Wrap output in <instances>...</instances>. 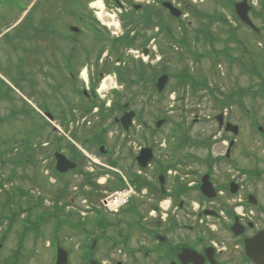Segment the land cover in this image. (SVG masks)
<instances>
[{
    "label": "rangeland",
    "instance_id": "1",
    "mask_svg": "<svg viewBox=\"0 0 264 264\" xmlns=\"http://www.w3.org/2000/svg\"><path fill=\"white\" fill-rule=\"evenodd\" d=\"M185 3L191 4L190 7H192L191 11L194 12L193 14H189V12L184 13L176 20L166 15L163 16V21L160 19L161 24L165 25L164 28L170 30L173 38H176L177 41L184 40L187 43L185 48H180L175 45L173 47V44H170V40L160 35L157 36L155 40L153 39V42L150 44L152 49L145 57V61L142 60L139 43L143 41L144 35L147 36L151 34L154 29L153 27L144 32L141 40L135 39L133 41L135 46L132 49L125 51L119 49L120 46L114 45L111 50L113 52L109 54L108 60L105 61L103 66L101 65L104 59L103 55L95 66L94 56L91 54L89 56L76 55L73 59V63L71 65L69 64L66 68L65 73L58 71L56 68H49V73L53 78L51 81L52 89L49 90H52L54 100L52 101L49 99V101L52 105V117L54 118L55 116L54 120L49 122L50 124L43 123L40 115L31 110L30 116H17L16 114L13 115L14 117H11L8 115L10 110L12 111L19 107L18 98L25 96L27 100L24 102L30 107L39 104L40 99L34 96L36 85L30 83L29 79L37 77V71H35V69L37 65H40L41 58L44 56L38 54L37 56L24 57L25 61L23 62L26 66L17 68L16 70L6 68L8 71H3L4 68L1 66L4 65L0 64V79L4 82L2 83L5 87L7 86L8 89L11 88V93L17 95L14 101H0V118H3L0 120V141L5 138H13V134L20 130V136L16 138H27L33 141L31 144H35L36 147L31 148V152H33L37 159L34 168L27 166L23 170L21 168L15 169L14 171L17 173L16 176L11 174V167H0V204L3 203L7 208H9L10 204H15L19 196H17L14 191L17 192L16 187H20L27 193L26 196L24 195L18 200L20 204H25V202H21V199L31 201L28 199L30 196L33 197V201L34 198L38 196L42 197V204H38L35 209L34 206L36 203L34 202L35 204H33V202H31L30 205L32 207L29 208L28 211L31 212L29 218L32 221L38 222L39 225L46 223V227H48L46 232L51 230L54 224V219L52 217H50L49 221L44 220L47 217L46 215H49L50 212L58 214L61 219L68 218L75 224L82 223L88 227L95 224L94 218L96 217L94 215L80 213V211L83 210V205H85L83 190L86 188L82 186V177L80 173H78L77 170H71L63 176L56 177L51 172V167L54 165L51 159V153L55 148V144L52 141L54 136H56L63 138L61 147L58 150L70 158L73 153L65 147V143L70 141L71 145H73L83 157L84 165L79 169L80 172L82 173V171H85L89 173L93 181L102 183L101 185L98 184L100 186V188L98 187L97 189V192L100 190L97 193L99 198H102L106 203L107 197L111 193L116 192V190H118L117 188L124 185V181L122 182V180H119V176H121L136 190L135 194H131L129 206L137 208L149 221L153 220L154 217L159 219L158 215L160 210L158 208L154 216L149 214V205L153 200H151L152 198L147 193H141V191L137 189L134 181L136 178L140 181L147 179L146 181L156 183L158 170L155 164H152L145 171L138 168L134 161V155L137 154L139 148L146 146L151 147L154 152V158L167 163L176 161L177 159L187 161L188 157L191 155L202 158L208 155L217 159L221 157L213 168L212 180L214 183H222L223 181H227L231 175H233L234 171L237 170L234 169L233 171L222 157L226 153L229 141L234 140V145L231 148L228 160L233 161L237 167L244 169L248 176L255 174L254 171L257 172L254 177L251 175V178L243 175V181L245 183L244 191H250L254 194L258 203L264 207V171H262L264 170V137L261 134L262 132L264 135V83H261V76L264 78V30L260 31V34H255L249 27L239 25L231 10L221 6L220 3H217L215 0H180V9L183 10ZM248 3H251L253 6L248 12L249 18L257 28H261L264 25V0H248ZM102 7L105 10L106 6L103 5ZM107 10H112L116 14L118 13L112 8ZM195 11L223 18L213 21L208 25V19L197 17ZM23 15L24 12L22 13V16ZM137 19L138 22H141L140 26L142 27L144 22L142 23V19L140 18ZM230 25L234 27L232 32L229 29ZM124 26L123 24H119L115 26V28H124ZM206 33L209 35L208 40L204 39ZM195 34L198 35L199 39H195ZM92 42L93 40L90 41L86 39L85 44L91 46L89 43L92 44ZM188 46L192 52L198 55L196 58L193 57L192 52L188 51ZM105 48H108L106 43L104 44L103 50H105ZM213 49L215 51H220L221 54L213 56ZM117 55H120L119 58H121L120 61L122 63L124 62L127 66L131 64L132 68H135L136 63L143 64L144 75H149L150 77L152 73H155L156 76H153L155 80L162 74L169 75L168 82L163 91V98L157 100V96L152 95L150 90H147V88H149L148 83L146 86L141 83L126 87L124 84L118 82L114 75V64L112 60ZM4 56L7 57L6 60H9L11 67H13L12 65L17 58L16 55L13 56V52H4L1 49V57L3 58ZM36 62V65L31 64ZM85 65L87 67V83L91 81L90 83H92L97 90L106 76L111 77L113 86H117V90L120 91V103H129L127 109L135 112L133 123L129 128L130 134L120 131L115 125L112 127L108 126V132L102 135L103 143L99 144L103 146V153L97 151L98 147L95 144L84 140L93 132L97 131L100 126L105 127L108 125L110 121L108 119L105 121L99 120L98 117H96V115H99L98 113L95 114L96 112H94V110L83 113L82 110L77 107V103L83 102V99L68 88V84L72 83L69 73L75 72L76 70H78L77 84L82 87L83 83L79 73ZM254 66L260 76L251 72ZM46 68L47 66L45 64L44 71ZM184 71L194 77L196 80L193 79L197 81V83H200V87L197 88L195 92H192L188 86L184 87V89L179 88L178 90L171 88L177 82V78L174 76ZM44 73L45 72L41 74L44 76ZM62 75L65 76L62 77ZM20 76H26L27 81L20 80ZM133 78H135V74ZM38 79L40 80L41 77ZM18 81L20 83H18ZM111 87L112 85L108 91L100 92L102 95L101 99L110 103L113 100L116 101L117 98V94L114 90H111ZM206 88L210 89L212 93L206 91ZM245 89H251V94L242 92ZM231 92L237 93V97H240L242 93H246V95L242 94L243 97L241 101L239 102L240 99L237 100L239 103L236 101L237 103H233L231 106L221 110L219 104L221 102L220 100L223 99L224 95ZM64 96L67 99V103L62 101ZM129 99L130 102L128 101ZM85 102L83 103L84 105ZM69 106L73 108L74 117H71L69 114ZM50 107L49 105V108ZM59 112H64L67 120H69L72 125L69 129L62 128L63 132L58 130L61 127V121L57 116ZM221 113L224 115V121H229L238 126V133L236 135L226 133L223 128L218 127L216 116ZM114 115L118 118L121 113H115ZM138 115H140L142 120L138 121L136 118ZM166 117L171 118L172 121L160 126L162 132L150 135L149 129L154 127L155 121ZM142 122L146 124V127ZM176 123L181 124V128L186 133V136L194 142L192 145H189V143L185 146H179L177 145L178 143L173 140L172 128ZM51 125L53 127H51ZM257 125L261 127L260 132L256 128ZM40 129L42 132L39 134ZM42 142H48V145L42 146ZM0 148L4 147L0 146ZM179 164L176 170L182 175H180V177H182L184 182L187 180H195V175L197 173L198 176H201L205 171L203 166L198 162ZM189 170H195V174H189ZM139 171H141V174H139ZM20 175L23 177L20 178ZM8 176L12 179L8 180ZM26 176H30V178L33 177L36 185L31 184ZM4 178L8 181L2 183L1 186L2 179ZM172 182L173 176L166 175L163 186L170 188ZM64 183L68 187L66 188V192L60 195L59 189L61 187L64 189ZM24 190L23 194L25 193ZM130 193L128 198L130 197ZM54 197L59 198V200L53 199ZM11 200L14 202H11ZM53 202L55 204L58 203L56 207L58 210L52 209L51 203ZM159 203L160 202H158V204ZM98 204L100 203L98 202ZM102 207L104 208V206ZM102 207L99 210L100 215L104 218L106 217V219L111 222L119 220L120 222H127L129 225H133L135 221H137V217L131 212L120 211L117 215L113 216ZM0 210L3 211L4 209H1L0 206ZM25 214L26 213H24V215ZM5 215L8 214L6 213ZM257 217L258 214L255 217V221L258 225H262V221H257ZM5 222L7 221L5 220ZM24 222L25 221L19 217L15 223L13 222L14 224L12 223L13 226L10 227L11 230L3 241V245L0 247L1 259L4 257H12L14 254L19 244L18 239L22 238V236L18 237L17 231L23 229ZM4 226H7V224ZM3 229L4 227L0 229V235ZM134 229L135 226L131 227V233L135 232ZM108 234H110V232H108ZM139 238L142 239L144 237L142 236L141 238L140 235ZM63 239V249H65L67 242L65 238ZM31 241L32 237L27 235L21 247L18 248L17 255L19 257L14 259L15 261L13 258H9L11 260L9 264H23L24 255H28L33 246L38 250L37 255L34 257L37 262L47 264L51 253L50 248L42 241L36 245H33ZM76 254L77 252L72 254L73 262L76 261L74 260V255L76 256ZM26 264H36V262L34 263L33 259H30Z\"/></svg>",
    "mask_w": 264,
    "mask_h": 264
},
{
    "label": "flooded vegetation",
    "instance_id": "2",
    "mask_svg": "<svg viewBox=\"0 0 264 264\" xmlns=\"http://www.w3.org/2000/svg\"><path fill=\"white\" fill-rule=\"evenodd\" d=\"M96 1L0 0V64L4 65L1 67L4 68L3 71H8V68L16 70L26 66L24 57L38 54L44 56L40 65L36 66L37 77H32L29 81L36 85L34 96L40 99L41 105H45V112L52 113L49 99L54 101L53 92L49 90L52 89L49 83H52L53 78L48 69L56 68L65 73L76 55H96L108 40L113 39L110 31L101 25L96 16ZM99 1L106 6L103 12L110 8H121L120 17L130 22L137 21V18L147 20L149 15L152 21L159 22L163 20V16H171L166 6L162 5L164 1H169L173 7L180 9V0ZM239 1L231 0L232 3ZM190 5L185 3L183 7ZM86 39L93 40L92 44L89 43L91 46L85 44ZM1 49L16 55L13 67L9 60H6L7 57H1ZM31 64L36 65L37 62ZM45 64L47 68L44 71ZM43 72L44 76L41 74ZM20 78L27 81L26 76ZM1 80L0 93L8 92L10 101H14L17 95L11 94ZM73 81L77 83L76 79ZM81 93L86 98L95 97L90 89L82 90ZM18 99L20 105L16 109L20 110L23 106L27 108L22 98ZM9 112L12 113L11 110ZM20 132L18 130L13 134V138L0 141V146L4 147L0 148V167H14L11 161L19 162L24 147L30 146L31 143L24 142L20 137L16 138L20 136ZM31 148L30 146V151ZM224 161L234 171L236 165L233 161ZM197 162L185 161L181 164ZM217 162L218 159L207 158L199 161L205 169L201 176L197 173L195 180L185 182L182 177L173 176L170 188L163 186L166 175H162L158 188L171 192L172 197H178L176 206L172 205L174 201L170 198V205L172 209L175 208L177 217L173 221L171 213L164 218L154 217L151 221L143 215H135L139 222L136 221L133 225L119 220L111 222L102 217L101 224H92L91 227L85 224H63L60 227L53 225L48 232L46 223L39 225L34 222L32 232L28 235L32 237L33 245L42 241L50 248L47 264H55L56 245L59 244L63 248V238L67 242V264H89L91 260L98 264H255L245 254L244 241L264 230V207L258 203L254 194L244 191L243 172L239 167L227 181L214 183L212 175ZM17 169H20V166ZM189 174L194 175L195 170H189ZM204 174L208 175L207 180L214 188L213 197H207L201 192ZM231 188L234 192H231ZM151 200L153 201L150 204L156 202L154 198ZM193 203L196 206H193ZM257 214V221H262V225L255 221ZM133 226L135 232L131 233ZM139 233L141 238H144L140 239ZM74 252H77L76 256L74 255L75 262L72 255ZM37 253V248L33 246L30 253L24 256L28 259L24 258L23 264L30 259L36 264H41L34 258ZM1 260L10 261L8 257Z\"/></svg>",
    "mask_w": 264,
    "mask_h": 264
},
{
    "label": "trees",
    "instance_id": "3",
    "mask_svg": "<svg viewBox=\"0 0 264 264\" xmlns=\"http://www.w3.org/2000/svg\"><path fill=\"white\" fill-rule=\"evenodd\" d=\"M218 1L219 2L222 1L223 3L224 2L225 3L226 2H229V0H218ZM225 7L229 8L231 10L232 14L235 16L234 11H233V7L231 5H229V6L226 5ZM186 11L189 12V14L190 13L191 14L194 13L193 11H191V8H187L186 7ZM195 12H196V15H199V16L202 15V13L199 12V11H195ZM207 17H208V22L209 23H212L213 21H216V20H221V18H222V17L218 18L215 15H207ZM136 23H138V22H133L131 24L132 25H137ZM146 23H148V26L150 25V22L149 21L146 22ZM229 27H230L229 29L232 32L233 31L232 27L231 26H229ZM263 28H264V25H263ZM129 30L126 32V34L124 36H122V37L118 38L117 40H115L117 42L118 46H120L119 49L126 48L128 46H135L134 43H133V41L136 39V37L134 36V37L128 38V32H129ZM169 33H170V31H169ZM167 35L170 37V39L174 40L175 42H178L179 44H186L184 40L181 41V40L178 39L179 41H177L175 38H173V36H171L169 34H167ZM204 37H205L204 39H207L208 40L209 35L206 33ZM196 39H199V37L196 36ZM188 51L192 52L189 48H188ZM212 51L214 52L213 53V56H215V55L217 56V54H221L220 51H215L214 49ZM192 54H193V57L194 58H196L198 56L194 52H192ZM116 57L119 58L120 55H117ZM119 59L121 60V58H119ZM134 64H135V62H134ZM113 71L115 73V76L117 78V81L120 82V83H122V84H124L126 87H129L130 85H134V84H141V83L144 86H146V85L149 84V88H147V90H150V93L152 95H156L157 96V100H161L163 98V94H156V91H155V88H154L155 78H153V76H156V74L155 73H152L150 77H149V75H147V76L144 75L143 64L136 63L135 64V68H132L131 64L127 66L124 63V64H120L117 67L114 66ZM251 72H254V73H256V75H259L260 76V74L257 72V69H256L255 66L252 67ZM134 74H135V78H133ZM170 76H171V73H170ZM174 77L177 78V82L175 83V85L173 87H171L174 90H178L179 88H183L184 89V87L189 86V87H191V91L192 92H195L196 89L200 87L199 86L200 83H197V81H195L196 79L194 77H192L186 71H184L182 73L180 72L179 74H176V76H174ZM123 82H125V83H123ZM261 83H264V78L262 76H261ZM95 84H97V83H95ZM211 89L214 90L213 88H211ZM206 91L212 93L211 90L208 89V88H206ZM242 92H246L247 94H249V93L251 94L252 91H251V89H245ZM115 93L117 94V95L115 94L117 96V98H116V101L113 100V104H112L111 108H109L107 110H104L103 106L100 107V110H99V118H100L101 121H105L106 119L111 118L114 115V113H116V112L123 111V107H122L123 104H121L120 101H119L120 100L119 99L120 98V91H116ZM246 93H244V94L246 95ZM242 94H240V97H237L238 94L237 93L235 94L233 92H231V93H229L227 95H224L223 96V99L220 100L221 102L219 103L220 104V109L222 110L223 108H226V107L231 106V104H233V103H237L238 102L237 100H239V99H240L239 100V102H240L241 99H242V97H243V95H244V94L243 95ZM235 97H236V99H235ZM128 101L130 102V99ZM83 103H84V101L81 102V103H79L77 105V107L79 109H81L83 113L89 112V110H91L93 108V106L96 104L94 101H89V102L85 103V105ZM72 111H73V108H72V106H70L69 107V114H70L71 117H74V114H73ZM57 116L60 119L61 124L64 125V126H66L67 118H66L64 112L59 113ZM137 119H138V121L142 120L141 117H140V115L137 116ZM109 120H111V119H109ZM169 120H170L169 118H166V122H168ZM113 123H114V121L111 122V124H113ZM41 129H42V127H41ZM41 129L39 131V134L42 132ZM107 129H108V125H106L105 127L100 126L97 131L93 132L84 141H87V142L89 141L92 144H101V143H103V141H102V135L106 133ZM160 132H162L161 129H156L155 127H152V128L149 129L150 135H154V134L160 133ZM172 137H173V140L177 141L176 143H178L179 146L180 145H184V144H189V143L192 144V143H194L189 137L186 136V133L181 128V124H179V123H177L176 126H173V128H172ZM52 142H54V144H55V149H60L61 143H62V138L61 137L54 136ZM65 147H67L69 151L70 150L72 151L73 155L70 156V159L73 160V161H75L78 164L77 171L80 172L79 169L84 165L83 164V159H82L83 157L81 156V153H79L75 149V147L73 145H71V143H69V142L65 143ZM30 156H31L30 155V150H29L28 146H25L24 147L23 154H22V159L19 162H16V163H15L14 160H12V164H14V167H11V172H12L11 174L12 175L15 174L14 176H16L17 173L14 170L17 169V167H19V166H20V168L22 170L24 168H26L27 167V164L31 163V161H32V158ZM164 171H165V169H164ZM81 174L83 175L82 176V186L85 185V184H88L93 189H97L98 188V186L95 184V182L93 181V178L89 175V173H87L85 171H82ZM21 177H23V176L20 175V178ZM26 177L28 178L27 180L31 184L36 185V183L34 181L35 179L33 177L32 178H30V176H26ZM29 178H30V180H29ZM91 178H92V180H91ZM4 179H2V180H4ZM4 182H5V180L1 182V186H2V183H4ZM134 182L136 183V187H137L138 190H140L144 186H147V187H149L150 192H154V189L152 188V186L150 185V183L148 181H146L145 179L140 181V180H138V179L135 178V181ZM63 185H64L63 186L64 189H62V187L59 189V194L60 195H63L66 192V190H67L66 188L68 187L65 183ZM16 189H17V192L16 191H14V192L19 197H18V199H16L15 204L14 203L10 204L9 208L5 207V205L3 203L0 204L1 209H4L2 211V213H0V225L3 222V220H5V219H8L9 220V223L12 224L13 222L16 221V219L18 218V216L22 212H24V211H26V210H28L29 208L32 207L30 205L31 204V201H29V200L26 201L25 199H21V202H25V204L22 203L23 205L18 202V200H20V198H22L24 195L26 196L27 193H26V191L24 189H22L20 187H16ZM23 190L25 191L24 194H23ZM157 193H158V200L164 197V195L161 194V192L159 190L157 191ZM28 199L33 200V197L30 196V198H28ZM53 199H58L59 200V198H57V197H54ZM11 202H14V201L11 200ZM33 204H35V203L33 202ZM38 204L39 205L42 204V197H39L36 200V204L34 206L35 209L37 208ZM56 207L57 206L55 205L53 209H57ZM13 209H15V210H13ZM52 212H54V211H52ZM6 213L8 215H5ZM56 216L58 217L57 224H75V223H73L68 218L61 219V218H59V215L58 214H56ZM24 221H25L23 223L24 227H23V230H22L23 233L29 231V229H32V226L35 225L34 224V221H32L29 218V216H28V218H25ZM94 221L97 222L98 224H100V219L98 217L94 218ZM22 241H23V239L20 238L18 247L14 251V254L12 255V257L13 258L15 257V259L17 257H19L17 255L18 254V248L21 247Z\"/></svg>",
    "mask_w": 264,
    "mask_h": 264
},
{
    "label": "water",
    "instance_id": "4",
    "mask_svg": "<svg viewBox=\"0 0 264 264\" xmlns=\"http://www.w3.org/2000/svg\"><path fill=\"white\" fill-rule=\"evenodd\" d=\"M163 5L169 8L171 15L175 17L180 16L181 12L173 8L170 3L164 2ZM249 8L250 7L247 4V0H241L240 2H237L234 4L235 13L240 19V21L254 28L253 24L251 23L248 17ZM146 53H147V50L144 49L143 54H146ZM167 79L168 77L166 74H163L158 77L156 84H155L158 92H161L163 90L167 82ZM126 106L127 104L124 105V107ZM133 115H134L133 111H128V112H125L123 116L119 119V122L121 123L124 130H127L128 127L131 125ZM216 120L220 128L224 125V130L226 132H230L234 135L238 133L237 125L231 124L230 122H226L224 124L223 114L217 115ZM162 122L163 120L157 121L156 126L159 127ZM232 144H233V141H230L229 147L232 146ZM100 151L103 152L102 147H100ZM54 157L56 160L55 169L59 173H64L75 167V164L69 159H67L61 153L56 152L54 154ZM152 158H153L152 149L149 147H145L139 151L138 155L135 157V160L139 167L145 168L147 164L152 160ZM207 178H208V175L203 176L202 184H201V191L205 195L209 197H213L215 194V191L211 183L207 180ZM231 192H234L233 188H231ZM89 199L91 203H95L97 200L96 194H89ZM235 233L237 234L238 231H235ZM244 250H245L246 256L250 260H252L255 264H264V230H260L254 236L246 239L244 241ZM66 263H67V252L58 246L56 264H66ZM89 264H98V263L91 260Z\"/></svg>",
    "mask_w": 264,
    "mask_h": 264
},
{
    "label": "bare ground",
    "instance_id": "5",
    "mask_svg": "<svg viewBox=\"0 0 264 264\" xmlns=\"http://www.w3.org/2000/svg\"><path fill=\"white\" fill-rule=\"evenodd\" d=\"M96 6H98L100 9V11H98V15H99V18L101 20H103L106 24L108 23L109 25H112V24H117L115 21H114V18H113V13L111 11H105V12H101V8H102V5L100 3V1H96L94 3ZM113 84V81H112V78L109 77V76H106L101 84H100V87H99V90L100 92L103 91V90H107L109 89V85H112ZM168 202L167 201H163L161 203V205L163 207L167 206Z\"/></svg>",
    "mask_w": 264,
    "mask_h": 264
},
{
    "label": "built area",
    "instance_id": "6",
    "mask_svg": "<svg viewBox=\"0 0 264 264\" xmlns=\"http://www.w3.org/2000/svg\"><path fill=\"white\" fill-rule=\"evenodd\" d=\"M127 196V191H116L110 194L106 199V203L104 204L108 207L109 210H117L125 201Z\"/></svg>",
    "mask_w": 264,
    "mask_h": 264
}]
</instances>
